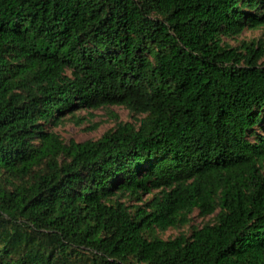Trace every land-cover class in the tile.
Wrapping results in <instances>:
<instances>
[{
    "label": "trees",
    "instance_id": "1",
    "mask_svg": "<svg viewBox=\"0 0 264 264\" xmlns=\"http://www.w3.org/2000/svg\"><path fill=\"white\" fill-rule=\"evenodd\" d=\"M262 27L264 0H0V264H264V42H223ZM108 107L134 122L52 131Z\"/></svg>",
    "mask_w": 264,
    "mask_h": 264
},
{
    "label": "rangeland",
    "instance_id": "2",
    "mask_svg": "<svg viewBox=\"0 0 264 264\" xmlns=\"http://www.w3.org/2000/svg\"><path fill=\"white\" fill-rule=\"evenodd\" d=\"M252 41L264 42V27L257 30H250L243 32L235 39L223 38V42L232 48L238 47L241 43H250ZM115 115L120 122H134L129 112L122 107H108L98 111H92L91 116L86 115L85 112H80V116L86 117L85 123L80 126L74 125L72 122H65L63 125L52 129L54 133L59 135L61 140L66 144L69 141L83 143L86 141H96L105 132L115 126L116 120L111 116ZM213 216L206 218L199 217L198 211H195L190 216V222L183 227L176 229H169L165 233L159 234L163 240L173 239L181 234L189 236L192 227L200 228L202 225L212 222Z\"/></svg>",
    "mask_w": 264,
    "mask_h": 264
}]
</instances>
